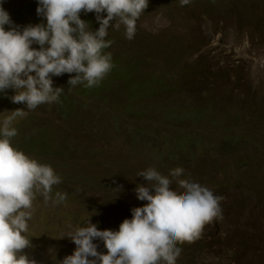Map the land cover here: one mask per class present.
Instances as JSON below:
<instances>
[{"label": "rangeland", "instance_id": "1", "mask_svg": "<svg viewBox=\"0 0 264 264\" xmlns=\"http://www.w3.org/2000/svg\"><path fill=\"white\" fill-rule=\"evenodd\" d=\"M37 6L36 0L3 4L21 28L46 23L37 15ZM80 19L93 31L99 28L94 12L81 10ZM136 28L132 40L126 39L122 24L108 30L106 40L112 44L104 51L112 54L113 68L97 86L68 85L74 73L52 77L53 87L65 91L59 103L25 109L27 116L14 122L17 135L12 146L51 165L61 177L50 199L37 193L25 233L31 247L24 252L36 264H60L76 248L61 237L86 226L88 218L97 221L93 224L98 230H118L121 216L110 202L118 198L120 178L125 179L124 187L137 182L127 199L133 208L141 207L147 202L136 199L134 188L147 181L138 174L151 167L171 179L170 171L179 167L185 173L182 179L200 183L223 200L222 218L205 225L199 239L177 245L181 254L176 264H264V145L241 143L220 151L222 130L245 134L231 122L243 113L245 118L261 117V126L248 130V135H264V0H210L190 6L148 0ZM136 61L140 66L127 75ZM141 73L161 79L163 87L174 88V93L158 90L146 95V76L135 93L131 86L141 81ZM178 105L188 115L206 110L210 116L196 121L192 115L173 125L166 111ZM16 109L0 108V114ZM214 119L217 123L208 124ZM184 137L200 142L199 147L173 151L171 140L182 146ZM247 155L262 163L238 165ZM252 186L260 198L248 192ZM170 187L180 191L175 181ZM57 192L66 194L63 202H56ZM122 213L131 219L130 210L121 208ZM93 243L106 254L102 241Z\"/></svg>", "mask_w": 264, "mask_h": 264}, {"label": "clouds", "instance_id": "2", "mask_svg": "<svg viewBox=\"0 0 264 264\" xmlns=\"http://www.w3.org/2000/svg\"><path fill=\"white\" fill-rule=\"evenodd\" d=\"M4 2L0 0V93L12 89L14 95H0V108L16 109L20 104L24 108L0 114V264H36L24 252L31 247L25 233L32 219L33 202L37 193L50 199L53 186L61 183V177L51 165L12 146V138L17 135L14 122L41 104L59 103L65 91L53 87L52 77L74 73L68 85L97 86L113 68L112 54L104 51L112 44L106 40L108 30L122 24L126 39L132 40L148 0H36V13L46 23L23 28L14 25ZM189 2L180 0L181 6ZM81 10L96 14L97 30L80 19ZM101 13L106 15L102 17ZM113 20L115 23L110 24ZM34 44L39 49L32 47ZM60 109L58 106L57 111ZM171 109L166 111L173 118L167 116L170 123L183 122ZM172 150L175 151L174 146ZM184 175L179 167L170 171L171 179L151 167L140 172L138 176L147 185H137L135 197L147 203L135 208L132 201L128 204L127 196L137 182L133 180L131 187H124L125 179L120 178L118 198L113 196L115 201L110 202L115 211L119 209L117 216H121L122 223L118 230L101 231L93 224L97 223L94 218L84 220L86 226L76 227L61 237L70 239L76 248L60 264H176L181 254L177 245L199 239L205 225L222 218L223 197L198 182L182 179ZM173 181L180 191L170 187ZM55 197L56 202H63L66 194L57 192ZM121 208L131 211V219L120 214ZM95 240L103 242L106 254L97 251Z\"/></svg>", "mask_w": 264, "mask_h": 264}, {"label": "trees", "instance_id": "3", "mask_svg": "<svg viewBox=\"0 0 264 264\" xmlns=\"http://www.w3.org/2000/svg\"><path fill=\"white\" fill-rule=\"evenodd\" d=\"M152 1L158 2V1H162V0H152ZM174 1L180 2V0H174ZM200 1H210V0H190V2L186 5L190 6L192 3H200ZM139 66H140V62L136 61L135 63H133V65H130L128 67V69H127L128 72H126V74L129 75V73H131V74L134 73V69L136 68V70H137V67H139ZM145 76H146V93L147 94L155 93L158 90L165 92V93H168V94L170 91H171L170 93H174V88H172V87L166 88L165 86L163 87V81L161 79H156L155 77H152L151 75H146V73H141V75L139 77L141 81H138L134 86H131L135 93L139 92L140 91L139 88H141L142 85L145 83ZM150 83L151 84L157 83V85L154 86L152 89V87L149 88L150 86H148ZM131 87H130V89H131ZM6 94H9L12 96L14 95V93L12 92V89H7V90H5L4 93H0L1 96H5ZM202 111L200 113H202ZM171 112L174 113L173 115H175V112H176L182 121L186 120V118H184V116H186V115L189 116L188 113L185 114L187 111H185V109L182 108L180 105L175 107V109H171ZM252 113H253V111H252ZM250 115H251V113H250ZM194 116L197 118L196 121H199L203 117H209L210 113L205 112L202 117L200 114L196 113V114H194ZM168 117L171 118L172 116L169 115ZM179 117H176V119H179ZM191 117H192V115H191ZM239 117H240L239 119L231 121V122H234L232 125H236V126L240 125L239 127L244 128L246 130L245 134L244 135H237V134L230 135V134H226L227 133L226 130L225 131L222 130L224 137H223V140L221 141L222 145H221L220 151L221 150L226 151L230 148H237L240 146L241 143H245L247 145L253 144L255 147H257L260 144L264 145V135H262V134L248 135V130H250L251 128H258L261 126V124H260L261 123V117H259V116H256V117L248 116L247 118H245L244 113L242 116H239ZM171 119H173V118H171ZM213 122L217 123L216 119L210 121V123H208V124L213 125ZM193 123L194 122H192V124ZM196 124H198V123H196ZM233 130H235V128L228 130V132H231ZM242 132H244V131H242ZM172 142H173L174 150L178 151L180 153H182L184 151L192 152L193 148L196 149L200 145V142L193 143V141H190V139L188 137H184V145H182V146H179V143H181V142H177V143H174V141H172ZM187 154H189V153H184V155H187ZM256 156H258V155H256ZM181 159H183V158L181 157ZM261 163L262 162L259 161L258 159H256V157L250 158V155H247L241 159V161H240V163H238V165H240L242 167H248V166L256 165V164H257V166H259ZM248 192L253 193L255 195V198H257V199L261 197V195L258 194L257 191H255V187H253V186L251 188H249Z\"/></svg>", "mask_w": 264, "mask_h": 264}]
</instances>
